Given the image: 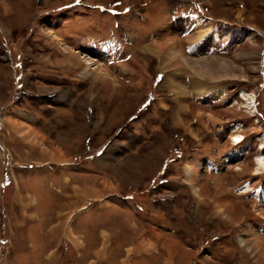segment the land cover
Returning a JSON list of instances; mask_svg holds the SVG:
<instances>
[{
  "label": "rangeland",
  "instance_id": "374dc122",
  "mask_svg": "<svg viewBox=\"0 0 264 264\" xmlns=\"http://www.w3.org/2000/svg\"><path fill=\"white\" fill-rule=\"evenodd\" d=\"M260 157L264 0H0V264H264Z\"/></svg>",
  "mask_w": 264,
  "mask_h": 264
},
{
  "label": "crops",
  "instance_id": "0c3cea01",
  "mask_svg": "<svg viewBox=\"0 0 264 264\" xmlns=\"http://www.w3.org/2000/svg\"><path fill=\"white\" fill-rule=\"evenodd\" d=\"M197 5H199V4L197 3ZM181 8L182 9L180 10V14L183 13V15H184V16L182 15L183 23H180L181 29H185L187 27H188V29H194L195 26H196V30H197L196 33L198 35L197 36L198 39L200 37L202 38L203 36L208 35V33H211L212 31L213 32L215 30L218 31L217 27H221L220 24L223 23V19L214 18L212 16L206 15V13H203V12L200 11L199 7L191 8V7L188 6V7L185 8V6L182 5ZM206 22H208V24ZM229 24H231V23H229ZM177 29L175 27H173V26L171 28L172 31H175ZM236 30H239V29H236ZM233 31H235V28L233 29ZM247 31H253V32L259 33V30L255 26L254 27L250 26V27L243 28V32L247 33ZM245 36H246V34H245ZM240 39L245 40V38L241 37V36H240ZM214 40H216V41H211L210 45H212L214 47L222 46V45L219 44V39L216 37V35H214ZM192 47H194V45ZM198 113H199V111H198Z\"/></svg>",
  "mask_w": 264,
  "mask_h": 264
},
{
  "label": "bare ground",
  "instance_id": "6f19581e",
  "mask_svg": "<svg viewBox=\"0 0 264 264\" xmlns=\"http://www.w3.org/2000/svg\"><path fill=\"white\" fill-rule=\"evenodd\" d=\"M203 34V33H202ZM201 36V35H200ZM201 38V37H200ZM157 44V43H156ZM156 47L158 48L159 52L161 53L162 51H168L170 55H176V43L172 42V43H169V44H157ZM169 47L171 48L172 51H170ZM172 57V56H171ZM97 64L96 63H92V62H87V67H86V70L84 71V74L87 75V76H91L92 73L95 72V74H99V67L96 66ZM207 65V64H205ZM247 96L245 99H246V107L248 110L250 111H254V105H255V102H254V97H249ZM237 128V127H235ZM232 141L234 143H239L241 141V137L237 134L233 135L232 137ZM258 163H259V169L261 170H264V158L260 157L258 159Z\"/></svg>",
  "mask_w": 264,
  "mask_h": 264
},
{
  "label": "snow or ice",
  "instance_id": "6c2138e0",
  "mask_svg": "<svg viewBox=\"0 0 264 264\" xmlns=\"http://www.w3.org/2000/svg\"><path fill=\"white\" fill-rule=\"evenodd\" d=\"M78 2H79V0H78Z\"/></svg>",
  "mask_w": 264,
  "mask_h": 264
}]
</instances>
